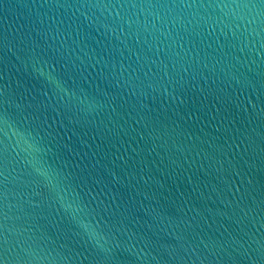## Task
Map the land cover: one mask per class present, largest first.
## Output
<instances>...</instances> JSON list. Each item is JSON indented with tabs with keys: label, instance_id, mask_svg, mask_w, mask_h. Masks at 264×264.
<instances>
[{
	"label": "water",
	"instance_id": "obj_1",
	"mask_svg": "<svg viewBox=\"0 0 264 264\" xmlns=\"http://www.w3.org/2000/svg\"><path fill=\"white\" fill-rule=\"evenodd\" d=\"M0 264H264V0H0Z\"/></svg>",
	"mask_w": 264,
	"mask_h": 264
}]
</instances>
